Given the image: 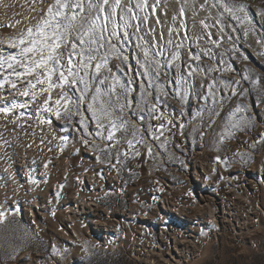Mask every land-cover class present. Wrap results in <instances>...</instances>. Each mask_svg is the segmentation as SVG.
<instances>
[{"label":"rangeland","instance_id":"1","mask_svg":"<svg viewBox=\"0 0 264 264\" xmlns=\"http://www.w3.org/2000/svg\"><path fill=\"white\" fill-rule=\"evenodd\" d=\"M50 2L0 0V39L26 31ZM238 2L247 6L238 13L241 20L221 15L223 9L213 7L214 0H121L112 20L122 23L119 16L125 15L131 25L126 29L130 38L118 42L128 59L110 56L101 78L108 76L111 84L115 76L131 89L132 105L122 113L128 131L116 133L121 142L108 156L100 152L105 142L95 135L96 124L86 105L80 106L86 116L83 124L80 115L52 116L54 142L68 139L60 140L55 163L37 174L40 202L31 218L8 209L0 223V264H149L141 243L167 252L172 264H264V0ZM129 6L134 12L126 14ZM133 15L137 18L129 19ZM124 31L121 27V35ZM149 43L159 44L164 52L160 80L168 85L169 95L160 93L163 120L141 111L140 84L147 81L136 75L144 71L137 61L138 52L143 57L137 45ZM189 52L200 60L190 61ZM181 75L187 82L177 95L172 85ZM209 84L214 85L215 99ZM60 91L53 90L54 99ZM147 91L150 105L157 90ZM184 91L187 97L181 99ZM70 94L78 97L74 90ZM238 105L247 109L236 113L246 126L229 130L228 117ZM161 123L165 127L154 131ZM14 126L10 115L0 113V146L6 158L11 148L34 139L25 134L27 123L20 129ZM17 132L24 134L18 143ZM128 139L134 140V149ZM11 159H4L1 170L12 162L23 177L20 157L12 154ZM90 175L99 190L92 205L68 201L77 190L89 191L81 179L89 183ZM4 183L9 179L1 177L0 187ZM4 188L8 194L9 188ZM237 200L250 204L258 220L241 234L236 217L229 216ZM108 228L116 232L105 239ZM181 251H191V256Z\"/></svg>","mask_w":264,"mask_h":264},{"label":"snow or ice","instance_id":"2","mask_svg":"<svg viewBox=\"0 0 264 264\" xmlns=\"http://www.w3.org/2000/svg\"><path fill=\"white\" fill-rule=\"evenodd\" d=\"M42 2H46V0H42ZM120 5L121 0H115L114 5L111 0H52L48 3L45 14L34 25L6 41L0 39V45H7V49L0 48V92L6 88L17 90V86L21 85V90H18L19 96H31L32 101H37L38 94L47 93V98L37 108L38 113L47 112L55 115L57 119L80 115L81 124L86 116L80 106L86 105L85 111L91 113V118L96 124L95 135L105 142L104 148L100 149V152L108 156H111L115 145L121 142L122 138L117 137L116 133L128 131V121L123 119L122 113L132 105V101L128 98L131 89L127 85L120 84L115 76H111V84H107L108 76L101 78L102 70L109 66L110 56H115L122 62H126L128 59L127 56L122 55V48L118 42L130 38L126 29L131 25L125 15L119 16V21L122 23L112 20V16L116 15ZM212 6L223 9L221 15L227 14L232 20H241L238 13L245 12L247 8L238 0H214ZM124 11L126 14H131L134 9L129 6ZM136 18L134 15L129 17V19ZM243 19L247 20V16L245 15ZM98 21L102 22L98 24ZM110 24L112 25L111 30ZM121 27L125 30L123 35L120 33ZM168 43H172V41L169 40ZM137 47L141 48L143 54L142 59L140 52L136 54L137 61L144 71L138 72L136 75L147 81V84L143 82L140 84V101L144 105L141 111H147L153 119L163 120L165 115L159 107V104L163 103L160 93L164 97L169 95L166 91L168 85L160 80L161 68L165 63L160 59L164 56L163 49L159 44L150 43L142 47L137 45ZM176 47L178 48L180 45H176ZM175 58L177 57L173 56V59ZM65 59H67L66 64L64 63ZM193 59L199 61L200 56L189 52V60ZM108 70L111 72L110 67ZM121 70L124 69L121 68ZM192 73L193 67L189 65L188 74L192 75ZM54 77L57 78L54 79ZM247 78L244 77V79ZM186 82L182 75L176 78L175 84L172 85L175 94L179 95L182 92L181 84ZM168 83L172 84L171 81ZM235 83L238 85L240 81ZM213 87L214 85L209 84L208 90L215 99V93L212 92ZM56 88L61 91L54 99L52 93ZM148 89L157 90L150 105ZM70 90L78 93V97L74 99ZM232 94L236 95L237 89H233ZM186 97L187 92L184 91L181 99ZM121 100L124 103H121ZM0 104L4 105L0 107V113L5 117L15 114L17 109L27 110L29 107L27 101L20 102L15 97L11 101H7L4 95H0ZM242 110L246 111L247 109L238 105L236 111L229 115L227 125L229 130L246 126L244 117L236 116V113ZM157 113L160 114L156 115ZM24 115L25 112H20L21 117ZM168 122L172 123L171 120ZM40 123L51 124L52 121L40 119ZM164 127V123H161L154 131ZM154 138L159 139V136H154ZM59 139L66 141L68 137L63 136ZM5 143L7 142L5 141ZM84 143L87 144L88 141L84 140ZM127 144L129 148L134 149L133 139H128ZM61 150H63V145H61ZM148 151L151 153V148ZM97 159L99 160L100 156H97ZM117 162H119L118 153ZM45 166L47 167V165ZM32 182L35 183L34 180ZM5 218V212L0 211V223H3Z\"/></svg>","mask_w":264,"mask_h":264},{"label":"bare ground","instance_id":"3","mask_svg":"<svg viewBox=\"0 0 264 264\" xmlns=\"http://www.w3.org/2000/svg\"><path fill=\"white\" fill-rule=\"evenodd\" d=\"M18 90H21V85L17 86V90L6 88L2 92H0V95H4L7 98V101H11L13 97H15L20 102H25V101L28 102L29 107L27 110L17 109L15 110V114H10V118H12L13 124L16 126V128H19V129L22 127L21 126L22 124L27 123L29 127L24 128L26 130L25 134H27V132L31 133L34 139H32V141L29 143L25 142L22 145L16 146V148H11V150L9 149L10 151H9L8 158L5 157L4 150L0 146V170L3 169L4 167L3 164L6 163L4 162V159L10 160L12 158V154L20 157L21 163H22V170H23V173H22L23 177L20 178L14 167V163L11 162L7 164V167L5 170L0 171L1 177H4V179H7V180L9 179V184L4 183L2 187H0V211L5 212V214L7 215L8 213H10L8 209H15L18 211V213H20L21 215H24L25 217H27V219H30L33 208H35V205L40 202L39 194L41 193V190L37 185L38 184L36 180L37 174L39 172L47 171V169L49 168V165L55 163V159L57 157L56 155L57 153H59L57 151V148L60 147L59 143L61 142L60 140H58L57 142H54L55 138L52 135L50 124L40 123V119L51 120L53 115L47 112H39V113L37 112V108L43 104V100L47 98L48 94L47 93H44L42 95L38 94L37 101H32L31 96L29 97L19 96ZM1 105L3 104H0V106ZM20 112H25V115L21 117ZM23 135H19L18 133V136H16L15 138V140L17 141L16 143H18L19 138L21 139ZM12 161H14V159ZM45 165H47V167ZM83 178L84 179H81L83 181L82 187L83 188L85 187L86 189L88 188L89 191H87L86 189H85L86 191H84V189L78 191L76 189L77 191L73 192V194L71 195V198L68 201H72L78 206L88 207L92 205L94 198L97 196L98 193L96 191L98 190V187L96 186V183L92 180L91 175L89 176V179H90L89 183L88 182L85 183L86 178L85 177ZM21 179H23V182H21L22 181ZM1 180H3V178ZM33 180L35 181V183L32 182ZM4 186L5 187L7 186V188H9L8 194H6L7 189L5 190ZM171 206H176V205L173 204ZM51 208L53 209V207ZM231 208L232 210H229L230 211L229 216L236 217V224L239 226L237 230L240 231L239 234H241L243 230L245 231L246 229H248L250 226L256 225L258 221V220L257 221L255 220L257 213L256 211H254V208L250 204L237 200L236 202H234L233 207ZM229 225L232 226L231 220H229ZM234 226L236 227L235 224ZM115 232H112V230H110L109 228L104 230V233H106L105 239H109L108 235H111V236L115 235ZM141 246L144 249H140V250L143 253L145 257V261L147 263L149 264H172L170 262L171 259L166 258L165 253L167 252L163 253L157 250V248L153 246L147 247L145 243H141ZM182 252L184 251H181V254ZM192 252L194 251L192 250ZM188 255L191 256V251L188 253L184 252L185 257H187ZM33 264H40V263H33Z\"/></svg>","mask_w":264,"mask_h":264}]
</instances>
